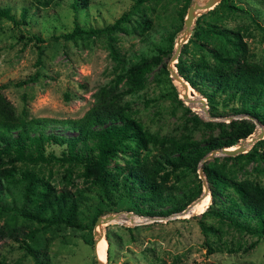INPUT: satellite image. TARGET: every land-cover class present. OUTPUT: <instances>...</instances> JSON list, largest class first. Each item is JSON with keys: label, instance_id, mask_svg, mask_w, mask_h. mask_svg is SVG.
Listing matches in <instances>:
<instances>
[{"label": "rangeland", "instance_id": "1", "mask_svg": "<svg viewBox=\"0 0 264 264\" xmlns=\"http://www.w3.org/2000/svg\"><path fill=\"white\" fill-rule=\"evenodd\" d=\"M71 1L0 0V5L9 6L16 18L13 22L0 17V91L16 115L23 119L79 117L92 104L93 91L113 74V62L103 37L92 35L83 40L67 38L63 34L70 31L75 23L82 28L110 23L123 11L130 10L134 0H88L86 5L78 4L76 8L71 6ZM193 1L196 0H142L132 9L131 18L136 21L146 18L147 26L142 31L137 27L128 32H116L114 45L126 60L134 59L140 53H159V61L148 73L145 86L125 96L141 124L162 134L179 135L187 128L194 138H202L217 133L218 127L207 129L191 124L187 118L190 112L173 97L171 84H174L178 95L179 90L182 91L181 86L169 71L167 74L161 68L164 63L171 67L174 65L175 61L169 60L171 53L162 52L167 47L166 35L175 34V43L182 28H179L182 23L180 15L184 17L187 6ZM223 1L234 4L236 8L227 9L221 4ZM22 7L25 8L24 20L19 17ZM210 8L213 10L197 11L194 19L203 25L214 22L220 27L239 29L251 58L264 66V0H217ZM136 21L131 20L135 24ZM32 34L39 40L32 38ZM191 47L188 42V48ZM194 94L198 100L199 93L196 91ZM183 103L205 120L226 123L230 118L240 116L229 114V107L221 102L214 109L218 115H210L207 109L204 112L199 101L194 104L188 99ZM258 129L255 125L253 132L236 144L245 143ZM57 131L66 135L71 133L61 128ZM252 143L246 146V150ZM257 147L263 154L248 160H223L225 154L217 150L205 159L217 157V161H223L227 173L235 179L249 178L264 185V143ZM61 148V145L53 143L44 144V151L52 150L55 155ZM153 151L154 148L148 146L138 154L141 160H145ZM129 157L130 149H118L109 166L114 169L115 163L123 164ZM10 164L34 169L57 189L82 193L79 216L83 225L45 226L22 216L15 209L21 203L20 183H5L6 187L0 189L2 264H38L27 251V246L34 250L40 264H96L93 216L100 210L104 212L98 215L120 214L119 218L104 222L99 229L108 239L107 257L105 254L102 260L105 264H264V233L256 236L219 222L209 211L203 212L210 203L206 192L203 195V198L207 196L204 206L197 205L200 200L189 212L184 210L207 188L204 175L198 168L192 172L165 167L168 174L164 184L175 197L193 196L199 184L201 192L180 211L144 215L137 213L130 197L117 195L118 189H109L104 195L98 184L84 179L80 174L81 167L76 163L68 164L57 159L31 163L10 161L4 157L2 165ZM127 211L131 216H126ZM200 222L212 228L203 230Z\"/></svg>", "mask_w": 264, "mask_h": 264}, {"label": "trees", "instance_id": "2", "mask_svg": "<svg viewBox=\"0 0 264 264\" xmlns=\"http://www.w3.org/2000/svg\"><path fill=\"white\" fill-rule=\"evenodd\" d=\"M141 1L134 0L130 10L123 11L110 23L88 28L75 23L70 31L63 34L67 38L79 37L83 40H88L92 35L103 37L113 62L112 76L93 91L92 104L79 117L40 116L23 119L16 115L13 106L0 91V189L6 187L5 183H20L21 203L15 209L24 217L45 226H82L79 216L82 193L55 188L32 168L2 165L3 158L31 163L51 159L76 163L80 165V174L84 179L98 184L104 195L109 189H118L117 195L130 197L137 213L144 215L180 211L201 192L199 184L193 196L175 197L166 190L164 181L168 170L165 167L195 172L201 165L210 198L203 212H211L219 222L256 236L262 235L264 185L249 178L235 179L227 173L225 163L217 161V157L200 160L212 149L234 145L252 133L254 119L264 128V66L251 58L252 54L247 51L239 29L220 27L214 22L203 25L195 18L191 32L187 40L181 43L173 63L177 73L205 98L210 115H218L214 109L221 102L229 107V114H243L251 118L242 115L230 118L226 123L202 119L183 103L174 84H171L176 102L190 112L187 118L191 124L207 129L217 126L218 131L206 137L194 138L187 128L179 135L149 130L133 115L134 110L125 96L145 86L148 73L159 61V53H140L136 58L126 60L114 45L116 32H128L137 27L142 31L147 26L146 18L138 21L131 18L132 9ZM87 2L72 0L71 6L76 8L78 4L86 5ZM221 4L227 9L236 8L225 1ZM24 15L25 8L22 7L19 13L21 20H24ZM0 17L16 21L7 5H0ZM180 19L183 23L182 14ZM182 23L179 28L183 26ZM174 37L173 33L166 35L167 47L162 52H172ZM32 38L39 40L34 34ZM188 42L192 44L191 48H188ZM161 68L168 74L165 63ZM58 128L71 133L63 134L57 131ZM45 143L61 145L62 148L55 155L52 150L44 151ZM262 143L264 136L256 139L246 151L223 155V160L259 157L263 153L257 146ZM148 146L153 147L154 151L150 157L141 160L138 152ZM126 148L130 149V157L123 164L115 163V168L111 169L109 162L117 150ZM224 201L227 203L224 204ZM163 205L166 206L162 208ZM103 212L100 210L98 214ZM98 214L93 216V220ZM200 223L203 230L212 228ZM106 241L108 243L107 237ZM27 251L38 264L41 263L32 248L27 246ZM107 253L108 246L106 257Z\"/></svg>", "mask_w": 264, "mask_h": 264}, {"label": "water", "instance_id": "3", "mask_svg": "<svg viewBox=\"0 0 264 264\" xmlns=\"http://www.w3.org/2000/svg\"><path fill=\"white\" fill-rule=\"evenodd\" d=\"M216 2H217V0H196V1H193L192 3H190L187 6L185 15L183 17V26L181 28V33L182 34H181L180 38H178V36H177V38L175 40V43L173 45V50H172L171 55L169 57V60L170 61H172V60L173 61H176V57H177V54L179 52L180 45H181V43H183V42L186 41V39H187V37L189 35V32L191 31V26H192V23H193V19H194L195 13L197 11L209 9ZM166 68L170 72V76H172L173 78H175L176 80H178L180 82H183L187 86V81H185L177 73L174 65L171 67L169 64H166ZM198 95H199L198 101L201 103V106L204 108V110L206 112L207 105H206V102H205V98L203 96H201L200 94H198ZM178 96L185 103H186V100H188L186 94H184V93L179 94ZM242 115H240V116H242ZM243 116H246V115H243ZM246 117H250V116L247 115ZM254 123H255V125L258 126L259 129H258L257 132H255V134L251 135L249 137V139L245 143H240V144H235V145H230V146H222L220 148L212 149L208 154L204 155L201 158L200 162L203 159H205L206 157L211 156L212 153L214 152V150H217L221 154H226V155H234L236 153L246 151V146L247 145L251 144L254 140L259 139V138H261V137L264 136L263 135L264 134V128H263V126L261 124H259L258 121H256L255 119H254ZM198 170H200L202 172L201 165H199ZM205 192L209 194L208 188H206L204 191H202L200 197H198L196 200L200 199L202 197L203 193H205ZM193 203H191L189 206H191ZM187 209L188 208H184L185 211ZM127 213H131V212L130 211H127ZM114 215L115 214H113V213H109V214H105V215H97L96 218H95V220H94V223L97 225V224H99L101 222L110 221L113 218ZM93 234L96 235V237L93 240V252L95 254L96 264H105L104 261H102V260H100V259L97 258V255H96V247H95L96 241L99 238H101L102 233L99 232V230H97L96 228H94L93 229Z\"/></svg>", "mask_w": 264, "mask_h": 264}, {"label": "bare ground", "instance_id": "4", "mask_svg": "<svg viewBox=\"0 0 264 264\" xmlns=\"http://www.w3.org/2000/svg\"><path fill=\"white\" fill-rule=\"evenodd\" d=\"M181 31H180V33L178 34V38H180V36H181ZM174 80H176L175 78H174ZM178 83H179V85L181 86V89H182V91L181 90H179V94H182V93H184V94H186V96H187V98L189 99V100H193L194 101V104H198V100H197V98H196V96H195V94H194V92H196L188 83H187V86L183 83V82H180V81H178V80H176ZM175 81V82H176ZM186 102H188V100H186ZM201 106V105H200ZM204 112H205V110H204ZM205 193H203V195H204ZM206 194H208V193H206ZM205 194V195H206ZM203 195H202V197L200 198V199H198V200H196L191 206H189L188 207V209H187V212H189V210L190 209H192V207L195 205V204H197L200 200H201V202L200 203H198L197 205H199V206H204L205 204H206V201H207V196L205 197V198H203ZM204 195V196H205ZM209 195V194H208ZM203 199V200H202ZM185 214H187V213H185ZM120 214H115L114 216H113V218L110 220V221H113V220H115V219H117V217L119 216ZM126 216H131V213H127L126 214ZM119 218V217H118ZM104 225V222H101V223H99V224H97L96 225V229L97 230H99V229H101V227ZM99 232H101V230H99ZM106 246H107V241H106V239H105V237L102 235L101 236V238H99L97 241H96V244H95V247H96V255H97V258L98 259H100V260H104V258H105V254H106Z\"/></svg>", "mask_w": 264, "mask_h": 264}]
</instances>
